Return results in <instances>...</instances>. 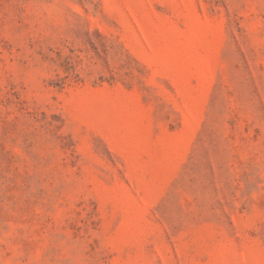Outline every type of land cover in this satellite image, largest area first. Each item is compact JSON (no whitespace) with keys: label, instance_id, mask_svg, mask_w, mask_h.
<instances>
[{"label":"rangeland","instance_id":"obj_1","mask_svg":"<svg viewBox=\"0 0 264 264\" xmlns=\"http://www.w3.org/2000/svg\"><path fill=\"white\" fill-rule=\"evenodd\" d=\"M0 264H264V0H0Z\"/></svg>","mask_w":264,"mask_h":264}]
</instances>
